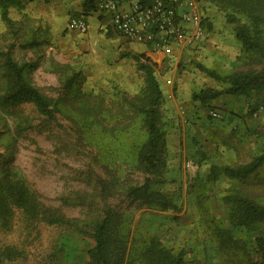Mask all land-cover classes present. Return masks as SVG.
Masks as SVG:
<instances>
[{
	"label": "rangeland",
	"instance_id": "obj_1",
	"mask_svg": "<svg viewBox=\"0 0 264 264\" xmlns=\"http://www.w3.org/2000/svg\"><path fill=\"white\" fill-rule=\"evenodd\" d=\"M196 1L208 37L195 48L174 49L170 60H176L154 68L164 97L160 109L165 167L157 177L150 176V187L173 202V209L166 210L131 201L126 194L146 178L135 161L143 126L134 113L133 98L143 90L145 78L131 56L139 54L128 50L109 27L85 34L64 29L52 35L40 23L21 16L24 5L9 12L16 22L11 31L0 19V51L13 45L19 64L37 62L35 70L25 71V78L50 98L62 100L53 119L35 115L28 123L31 127L20 125V134L0 109L3 162L24 177L43 206L64 219L62 226L43 230L38 238L45 246L58 244L55 247L62 252L54 264L85 263V252L93 244L92 226L107 208L121 215L136 240L157 237L164 247L183 250L182 264H244V244L252 248L256 236L264 232L260 226L233 228L222 201L227 190L235 188L264 205V165L244 182L223 176L208 182L212 165L244 164L264 151V90L239 96L243 109L237 125L236 119L234 124L210 118L217 99L206 105L191 100L201 89L224 88L198 64L220 75L264 65L255 55L244 54L235 39L236 28L245 21L242 15ZM76 15L71 12L68 18ZM232 17L237 21H229ZM72 74H78L75 85L89 94L97 118L80 115L65 99V83ZM179 88L184 104H190L184 113L165 109L166 100L179 96ZM224 96L231 95L220 98Z\"/></svg>",
	"mask_w": 264,
	"mask_h": 264
},
{
	"label": "trees",
	"instance_id": "obj_2",
	"mask_svg": "<svg viewBox=\"0 0 264 264\" xmlns=\"http://www.w3.org/2000/svg\"><path fill=\"white\" fill-rule=\"evenodd\" d=\"M147 1V0H146ZM222 10L233 11L245 18L235 31V39L244 54L255 55L264 65V0H204ZM93 0H84L82 12L91 10ZM22 0H0V19L11 31L14 22L9 17L11 9L21 10ZM26 18V17H25ZM23 18L22 20H25ZM231 22H235L233 17ZM19 22V21H18ZM33 43L29 42V46ZM26 45V44H25ZM24 45V46H25ZM28 47V46H26ZM13 45L0 51V109L16 124H28L35 115L53 119L62 100L52 99L40 88L25 78V71H33L37 62L19 64L13 57ZM19 49V48H18ZM15 51H18L17 48ZM14 51V52H15ZM137 68L143 72L145 86L133 98L134 113L143 126V140L135 149V161L140 171L146 174L142 185L127 189V197L134 202L156 206L161 210L173 209V202L151 189L152 177H157L165 167V132L162 130V90L154 76V65L145 56H131ZM63 67V66H61ZM66 67V66H64ZM198 69L224 85L220 91L201 89L192 94V101L206 105L221 95L247 96L264 90V66L259 70L233 72L220 75L201 65ZM78 74L68 77L65 97L80 115H99L89 103V94L75 85ZM220 121V120H219ZM6 124V123H5ZM31 127V126H30ZM3 133L0 131V134ZM0 153V264H54L62 252L53 242L45 246L38 242L43 230L59 228L64 219L43 206L29 189L24 177L11 169ZM264 165V151L249 162L236 166L212 165L208 182L214 183L220 176L231 181L244 182ZM222 197L227 206V219L233 228L264 227V205L254 201L244 189L230 188ZM223 233V232H222ZM228 236V235H227ZM92 246L85 252L84 264H182L185 252L173 251L163 246L157 237L136 240L123 224L121 215L107 208L92 226ZM38 243L39 246H35ZM244 264H264V232L256 236L252 248L244 244ZM230 255V254H229Z\"/></svg>",
	"mask_w": 264,
	"mask_h": 264
},
{
	"label": "built area",
	"instance_id": "obj_3",
	"mask_svg": "<svg viewBox=\"0 0 264 264\" xmlns=\"http://www.w3.org/2000/svg\"><path fill=\"white\" fill-rule=\"evenodd\" d=\"M91 10L107 16L109 25L121 37L151 52L195 47L207 37L196 0H93ZM67 28L79 34L88 31L83 15L70 17ZM209 116L223 120V114L216 110Z\"/></svg>",
	"mask_w": 264,
	"mask_h": 264
},
{
	"label": "crops",
	"instance_id": "obj_4",
	"mask_svg": "<svg viewBox=\"0 0 264 264\" xmlns=\"http://www.w3.org/2000/svg\"><path fill=\"white\" fill-rule=\"evenodd\" d=\"M83 2L84 0H32L24 4V9L22 10L21 16H24L26 18L28 17L31 20H35L36 22L40 23V26H44L45 29H48L52 33V35H58L64 29L68 30L67 25H68L69 14L75 11L77 13L76 17H80L81 15H83L84 18L86 19L88 25V31H93L96 28L105 29L109 27L114 32L112 27L109 25V19L107 16L97 14L96 12H92V10L86 13L82 12ZM12 10L13 9H11L10 11ZM39 29H41V27ZM68 31L75 32L70 30ZM114 33L117 34L116 32ZM117 36L123 39V41L125 42V46L132 53L134 52V53H138L139 55H145L153 63L154 68L156 70H159L162 67L164 68L167 65H170L173 60H176L175 58H172V61L170 60L171 58L170 55L172 52L170 53L151 52L148 48H146L142 44L130 42L124 39L123 37H121L119 34H117ZM206 36L208 37V35ZM189 48H195V47H189ZM166 78L167 77H163V80H165ZM183 92L184 91L180 90L179 88V96L176 94L177 97H175V99L172 98V100H166L165 109L170 111L180 110L181 113L186 112L188 109V105L190 104L188 103L184 104L186 98L182 96ZM220 97L217 98L216 104L215 106H213V109L211 110H216L223 114V120H221V122L233 121L235 124V119H236L238 121V122L236 121V125L239 124L240 122L237 118V115H242L241 113L243 109L242 107L243 104L242 101L240 100V97L239 96L238 97L224 96L222 98ZM162 98L164 97L162 96ZM187 99L189 100V98ZM193 105H195V103H193Z\"/></svg>",
	"mask_w": 264,
	"mask_h": 264
}]
</instances>
